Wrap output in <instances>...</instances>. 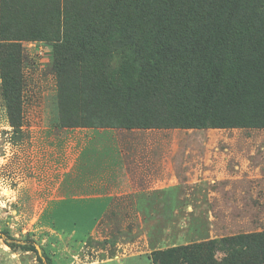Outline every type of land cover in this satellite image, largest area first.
Segmentation results:
<instances>
[{"label": "rangeland", "instance_id": "rangeland-1", "mask_svg": "<svg viewBox=\"0 0 264 264\" xmlns=\"http://www.w3.org/2000/svg\"><path fill=\"white\" fill-rule=\"evenodd\" d=\"M66 1L80 27L105 21L96 15L107 0ZM18 44L24 79L14 84L22 87L18 113L9 111L3 98V77L12 71L9 61L0 59V231L31 239L51 264H152L153 252L173 247L193 250L191 264H220L222 254L203 249L205 244L264 232V128L125 130L88 128L72 120L63 126L54 44ZM70 103L67 115L73 117L78 104ZM92 111L87 113L93 116ZM112 147L119 154L107 162L154 170L142 172L139 193L121 194L104 217L91 218L83 210L87 203L77 201L87 189L73 188L79 172L69 171L74 165L100 164V153ZM202 149L220 152L202 162ZM173 157L188 166L192 181L173 189L150 187L160 175L155 169L172 166ZM207 158L216 161L206 169L218 177L212 184L197 182ZM0 264L40 263L33 252L12 251L0 239Z\"/></svg>", "mask_w": 264, "mask_h": 264}, {"label": "trees", "instance_id": "trees-1", "mask_svg": "<svg viewBox=\"0 0 264 264\" xmlns=\"http://www.w3.org/2000/svg\"><path fill=\"white\" fill-rule=\"evenodd\" d=\"M71 10L66 0H0V59L12 71L2 84L9 111L22 104V87L14 86L24 82L18 42L40 40L54 44L63 126L264 128V0H107L96 15L105 21L81 27ZM71 101L78 104L73 117ZM0 239L51 264L31 239H14L7 229ZM203 249L222 254L220 264H264V232L212 240ZM192 254L173 247L150 261L191 264Z\"/></svg>", "mask_w": 264, "mask_h": 264}, {"label": "crops", "instance_id": "crops-1", "mask_svg": "<svg viewBox=\"0 0 264 264\" xmlns=\"http://www.w3.org/2000/svg\"><path fill=\"white\" fill-rule=\"evenodd\" d=\"M110 153H100L99 155L102 157V162L99 164L97 162L96 165L93 164H81L70 169L69 172H79L78 176L75 178L78 181V186L73 188H81L87 191L80 192L79 195L83 193L82 196H79L77 201H83L87 203V207L84 210L88 217L100 219L104 217L108 211L110 205L115 201V198L120 196L121 197L127 195H136L139 193L140 188L144 187L143 181H141L142 172L147 173L149 171H153L154 167L151 165H145L142 167L141 164H136L135 167L125 164H119L111 161V156L116 154L118 150L116 147H112L109 149ZM140 155L139 150H136ZM220 150L216 149H202V162H204L205 157H213L216 156ZM119 154V152H118ZM175 153L172 154L174 156ZM181 155V154H180ZM178 155V156H180ZM110 156L108 159L107 157ZM175 157L172 159V166L168 165L166 169L155 170L158 179L152 183L150 182L149 186L153 187L154 189H173L178 185V183L182 182H189L191 180L190 170L188 166L182 167L184 161L181 159L177 160ZM212 160V161H211ZM206 162L208 166L203 167L202 165V172L201 176L203 177L202 180H198L197 182L209 181L211 184L213 182H217L218 177H212L209 175L211 170H206L207 168L211 167L214 162L216 161L213 158H207ZM181 163V166L179 165ZM178 166L180 169L175 170V167ZM161 167V166H158ZM75 168V169H74ZM138 173V175H136ZM218 175L220 173L218 172ZM217 178V179H216ZM81 182H85L84 186H79ZM113 189V190H112ZM112 191L114 193L112 194ZM74 192V191H73ZM122 192V193H120Z\"/></svg>", "mask_w": 264, "mask_h": 264}]
</instances>
